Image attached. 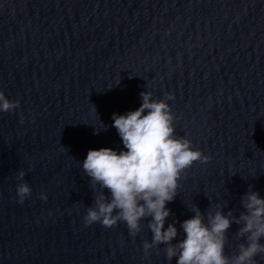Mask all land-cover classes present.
<instances>
[{
  "label": "water",
  "instance_id": "water-1",
  "mask_svg": "<svg viewBox=\"0 0 264 264\" xmlns=\"http://www.w3.org/2000/svg\"><path fill=\"white\" fill-rule=\"evenodd\" d=\"M147 91L174 96L175 135L211 158L181 174L165 228L180 239L193 205L238 217L248 190L264 199V0H0V92L19 102L0 112V264H176L164 245L145 257L147 220L135 237L82 222L100 191L87 152L123 149L112 115Z\"/></svg>",
  "mask_w": 264,
  "mask_h": 264
},
{
  "label": "clouds",
  "instance_id": "clouds-1",
  "mask_svg": "<svg viewBox=\"0 0 264 264\" xmlns=\"http://www.w3.org/2000/svg\"><path fill=\"white\" fill-rule=\"evenodd\" d=\"M140 97L138 109L112 115V127L123 149L89 150L82 163L89 185L99 186L100 190L83 216L84 227L99 223L112 228L122 222L129 235L135 237L141 231V221L147 220L152 236L150 243L145 241L142 245L145 257L154 247L164 245L166 260L175 258L176 264H256L257 256L264 257V244L260 243L264 238V199L255 191L248 190L241 197L244 211L238 217L232 211L224 214L222 209L202 213L193 205L190 211L194 215L179 224L182 238L177 239L174 219L165 228L172 215L166 205L177 195L181 174L194 162L207 164L211 158L194 150L189 139L175 135L176 118L166 102L174 99L171 93L161 100H154L148 91L141 92ZM18 107V101H9L0 92V112L9 113ZM99 131H107V126L102 124L94 135ZM24 176L25 172L20 171L16 179L23 181ZM30 195L27 183L17 185V203L23 204ZM39 199L44 201L47 196L41 193ZM232 224L240 226L235 235L237 239L243 238L244 243L229 256L225 246Z\"/></svg>",
  "mask_w": 264,
  "mask_h": 264
}]
</instances>
